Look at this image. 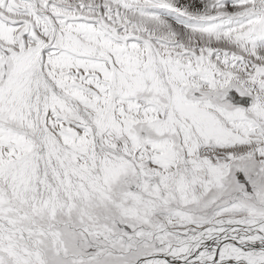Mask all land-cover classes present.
<instances>
[{
    "label": "snow or ice",
    "instance_id": "1",
    "mask_svg": "<svg viewBox=\"0 0 264 264\" xmlns=\"http://www.w3.org/2000/svg\"><path fill=\"white\" fill-rule=\"evenodd\" d=\"M0 264H264V0H0Z\"/></svg>",
    "mask_w": 264,
    "mask_h": 264
}]
</instances>
